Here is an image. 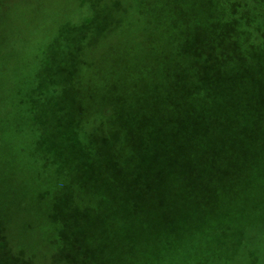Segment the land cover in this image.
<instances>
[{
	"label": "rangeland",
	"instance_id": "obj_1",
	"mask_svg": "<svg viewBox=\"0 0 264 264\" xmlns=\"http://www.w3.org/2000/svg\"><path fill=\"white\" fill-rule=\"evenodd\" d=\"M230 4L0 0V232L9 252L29 264H264V80L225 112L233 127L219 118L218 132L209 110L205 133H183L162 103L184 34ZM197 180L208 193L184 198L185 182ZM77 228L90 258L69 243L70 259L50 254L55 230ZM168 239L176 252H161Z\"/></svg>",
	"mask_w": 264,
	"mask_h": 264
},
{
	"label": "trees",
	"instance_id": "obj_2",
	"mask_svg": "<svg viewBox=\"0 0 264 264\" xmlns=\"http://www.w3.org/2000/svg\"><path fill=\"white\" fill-rule=\"evenodd\" d=\"M230 3L226 8L227 14L225 9L214 15L216 20L191 26L183 36L182 65L178 69L172 68L167 75L162 103L166 112L172 113L174 127L177 121L182 122L183 133L188 130L205 133L207 124L213 119L217 132L221 131L220 117L227 127H233L232 121L227 119L229 114L224 115L225 112L233 111V105L246 96L249 88L264 80V0H230ZM209 110L214 115L211 120L206 116ZM229 121L230 125L227 124ZM234 121L241 122V119L235 117ZM199 147L202 148L201 143ZM187 169L194 178L197 172L193 165L188 164ZM140 177L138 172L133 182L137 195L142 186ZM185 183L187 193L184 198L192 197L193 188L201 194L208 193L210 189L209 184L198 180L195 186ZM105 201L108 203L110 200L105 198ZM82 216V211L72 208L74 226L80 223ZM78 230H55L50 238L53 247L50 254L70 259L69 243L82 255L81 259L90 258V250H85L79 241ZM192 239L188 237L186 240L189 243ZM3 240L0 232V264H29L26 259L21 260L19 252H9ZM176 249L177 244L168 239L163 243L161 252H176Z\"/></svg>",
	"mask_w": 264,
	"mask_h": 264
}]
</instances>
